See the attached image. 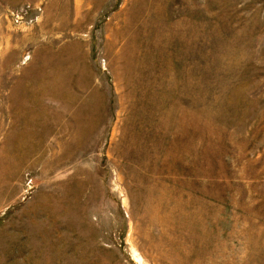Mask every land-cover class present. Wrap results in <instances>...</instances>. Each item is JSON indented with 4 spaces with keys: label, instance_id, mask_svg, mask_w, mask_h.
Here are the masks:
<instances>
[{
    "label": "rangeland",
    "instance_id": "rangeland-1",
    "mask_svg": "<svg viewBox=\"0 0 264 264\" xmlns=\"http://www.w3.org/2000/svg\"><path fill=\"white\" fill-rule=\"evenodd\" d=\"M0 264H264V0H0Z\"/></svg>",
    "mask_w": 264,
    "mask_h": 264
}]
</instances>
